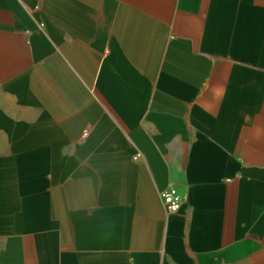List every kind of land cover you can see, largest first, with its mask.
Returning a JSON list of instances; mask_svg holds the SVG:
<instances>
[{
  "label": "crops",
  "instance_id": "obj_1",
  "mask_svg": "<svg viewBox=\"0 0 264 264\" xmlns=\"http://www.w3.org/2000/svg\"><path fill=\"white\" fill-rule=\"evenodd\" d=\"M0 264H264V0H0Z\"/></svg>",
  "mask_w": 264,
  "mask_h": 264
},
{
  "label": "built area",
  "instance_id": "obj_2",
  "mask_svg": "<svg viewBox=\"0 0 264 264\" xmlns=\"http://www.w3.org/2000/svg\"><path fill=\"white\" fill-rule=\"evenodd\" d=\"M138 157H136L137 159ZM160 198L168 213H176L180 210L182 201L175 186L160 191Z\"/></svg>",
  "mask_w": 264,
  "mask_h": 264
}]
</instances>
